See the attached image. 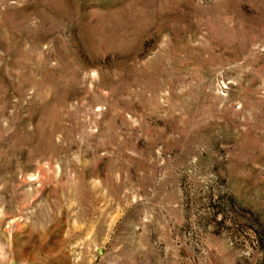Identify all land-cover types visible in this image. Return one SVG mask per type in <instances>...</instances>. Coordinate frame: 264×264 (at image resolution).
<instances>
[{"label": "rangeland", "instance_id": "obj_1", "mask_svg": "<svg viewBox=\"0 0 264 264\" xmlns=\"http://www.w3.org/2000/svg\"><path fill=\"white\" fill-rule=\"evenodd\" d=\"M0 264H264V0H0Z\"/></svg>", "mask_w": 264, "mask_h": 264}]
</instances>
